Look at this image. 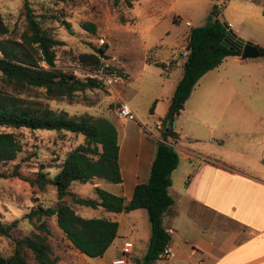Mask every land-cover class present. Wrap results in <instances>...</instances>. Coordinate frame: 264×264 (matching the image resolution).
I'll return each mask as SVG.
<instances>
[{"label": "rangeland", "instance_id": "obj_1", "mask_svg": "<svg viewBox=\"0 0 264 264\" xmlns=\"http://www.w3.org/2000/svg\"><path fill=\"white\" fill-rule=\"evenodd\" d=\"M21 1L0 0V15L12 31L3 38H15L19 31L22 22ZM27 1L36 17L41 14L46 17L41 26L62 43L55 49L56 67L69 71L80 79L94 78L100 82L98 88L77 94L70 102L64 100L47 103L50 109L63 111L68 115L103 117L111 123L113 118L126 119L117 116V110L121 106L118 101L122 95L135 113L131 123L140 125L148 121L151 97L159 91L155 84V73L159 70L152 66L147 67L139 77L142 60L150 62L151 59L165 58L173 50V45L176 47L180 42V33L189 30L183 27V22L187 21L191 25L190 28L202 25L213 6L217 11V19L222 24L230 23L231 31L238 40L257 44L256 46L264 49V2L260 1ZM50 16L57 17L58 20ZM175 19H180V23L173 24ZM61 21H64L68 28H65ZM82 22L94 25V33L82 30ZM184 45L185 42L179 45L177 54L180 56L184 55ZM92 48L104 51L96 71L75 61L78 54L91 53ZM176 74L177 72H173L172 76L175 77ZM196 108L204 118H201L203 122L211 127V138L222 141V145L216 147L215 154L238 165L260 168L252 153L246 150H250V146L264 136L263 57L247 60L227 57L216 69L201 76L183 103V110L188 115ZM180 117L178 114L176 119ZM156 124L142 125L145 136L152 139L153 136L157 137ZM195 127L197 126L193 128L192 125L184 124L182 128L183 132L190 129L191 133L196 134L195 130L199 131L200 128ZM0 131L11 130L0 128ZM22 134L23 148L20 156L26 161L21 164L20 174L24 179L32 177L39 164L53 166L61 161L66 153L82 140L80 136L69 133L57 136L48 131L23 130ZM202 144L201 142L197 146ZM53 173L54 171L50 170L48 177ZM100 183L103 190L112 193L114 184L104 181ZM92 184L93 182L90 183ZM77 188L78 185H74L70 190L74 193ZM82 193L86 197L90 196V191ZM55 203V193L51 186L47 185L43 191H38L36 187H29L21 179H0V223L17 221L11 234L12 239L23 237L31 230V225L25 219V214L30 209L37 205L55 207ZM78 213L83 217H104L98 209L82 208ZM48 225L51 231L49 241L53 252L58 256L57 264H100V258H86L73 249L56 228L52 218ZM11 246L10 239L0 237L1 255H8ZM112 252L117 253V250L111 246L105 258Z\"/></svg>", "mask_w": 264, "mask_h": 264}, {"label": "trees", "instance_id": "obj_2", "mask_svg": "<svg viewBox=\"0 0 264 264\" xmlns=\"http://www.w3.org/2000/svg\"><path fill=\"white\" fill-rule=\"evenodd\" d=\"M51 1L64 3L73 0ZM20 8L22 22L15 38H3L12 31L0 15V128L11 130L0 131V179H21L38 191L51 186L56 203L55 207L37 205L25 214L31 230L23 237L11 238L17 221L0 223V237L8 238L12 243L8 255L0 254V264H57L58 256L49 241L48 221L51 218L63 238L79 254L91 259L100 258L115 238L117 223L104 217H83L78 213L82 208L110 214L144 211L149 225L147 246L142 257L133 264L160 261L161 252L169 242L161 218L172 204L167 188L171 184L169 175L178 160L176 152L167 144L168 139L177 137L171 125L197 80L216 69L226 57H239L240 50L233 45H241L243 41L227 31L217 19L215 6L202 25L189 28L181 76L168 100L166 113L159 121L157 137H153L155 148L146 181L134 186L128 201L98 187L91 188L90 196L86 197L76 195L70 189L74 185L90 184L93 180L111 184L121 182L115 128L103 117L68 115L50 109L47 103L70 102L77 94L98 88L100 82L94 78L80 79L56 67L55 49L62 43L41 26L46 18L44 14L36 17L27 0L21 1ZM50 18L58 20L57 17ZM61 22L68 28L64 21ZM80 28L92 34L95 31L94 25L88 22L80 23ZM225 38L230 40V47L221 44ZM254 47L264 58V49ZM103 53L100 48H92L91 53L78 54L75 61L96 71ZM153 65L166 75L172 63L154 62ZM153 105L152 102L148 109L150 115ZM23 130L48 131L57 136L69 133L82 140L61 161L53 166L39 164L32 177L24 179L20 174L21 164L26 161L20 156ZM50 170L54 173L48 177Z\"/></svg>", "mask_w": 264, "mask_h": 264}, {"label": "crops", "instance_id": "obj_3", "mask_svg": "<svg viewBox=\"0 0 264 264\" xmlns=\"http://www.w3.org/2000/svg\"><path fill=\"white\" fill-rule=\"evenodd\" d=\"M172 23L179 24L180 19ZM182 25L184 28L191 27L187 21ZM231 29L232 25L229 32L233 34ZM187 33H180V42L176 47L173 45V50L165 58L141 62L139 77L147 67L159 70L155 73V84L159 91L151 97L154 105L150 120L136 125L130 120L113 118L121 182L114 184L110 194L124 201L130 199L135 185L147 179L155 140L145 136L142 125L159 124L166 113L168 100L181 76L185 55L180 56L177 52L179 45L185 42ZM231 58L240 60L239 57ZM154 62L172 65L169 72L163 75L161 69L153 65ZM173 72H177L175 77L172 76ZM120 96L119 104L135 116L132 106ZM178 114L181 117L176 119L177 115L171 125L177 137L167 140L178 159L169 175L171 184L167 188L172 204L161 218V225L169 234L166 247L174 258L153 264H264V136L259 142H254L250 150H246L252 153L260 168L238 165L215 154L216 147H220L222 141L211 138V127L203 122L198 108L193 109L191 115L185 113L183 108ZM184 124L200 129L195 130L196 134L191 133L190 129L183 132ZM201 142L203 144L197 146ZM92 182V185H78L74 193L82 195L83 191H90L93 187L101 188V181ZM102 214L104 218L117 223V230L115 238L100 257V264L119 259L124 242L131 244L127 264L138 261L145 252L149 236L146 213L134 210ZM111 246L117 253L112 252L105 258Z\"/></svg>", "mask_w": 264, "mask_h": 264}, {"label": "built area", "instance_id": "obj_4", "mask_svg": "<svg viewBox=\"0 0 264 264\" xmlns=\"http://www.w3.org/2000/svg\"><path fill=\"white\" fill-rule=\"evenodd\" d=\"M185 25H188L185 23ZM225 28L227 31L231 28L230 24H225ZM185 56L187 54V51L184 50L183 53ZM117 116L121 118H126L128 120H133V115L124 107L120 106L117 110ZM156 127L159 128V124H156ZM131 244L128 242H124L121 246V257L119 259H114L109 262V264H127V255L130 252ZM174 258V254L167 249V247H164L162 252H161V260L160 261H167V260H172Z\"/></svg>", "mask_w": 264, "mask_h": 264}, {"label": "water", "instance_id": "obj_5", "mask_svg": "<svg viewBox=\"0 0 264 264\" xmlns=\"http://www.w3.org/2000/svg\"><path fill=\"white\" fill-rule=\"evenodd\" d=\"M225 26V24H224ZM221 44L225 47H230V40L224 39ZM235 44V43H234ZM234 48H238L240 50L239 59L247 60V59H256L261 57L260 52L254 47L250 42H243L241 45H233Z\"/></svg>", "mask_w": 264, "mask_h": 264}]
</instances>
